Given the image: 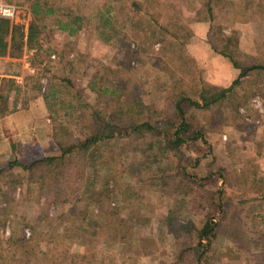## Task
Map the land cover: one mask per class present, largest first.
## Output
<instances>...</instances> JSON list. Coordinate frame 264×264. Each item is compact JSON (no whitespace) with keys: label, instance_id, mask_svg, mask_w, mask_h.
Masks as SVG:
<instances>
[{"label":"rangeland","instance_id":"1","mask_svg":"<svg viewBox=\"0 0 264 264\" xmlns=\"http://www.w3.org/2000/svg\"><path fill=\"white\" fill-rule=\"evenodd\" d=\"M49 1L78 10L86 24L70 37L53 27L54 19L38 22L27 6L16 7L9 22L18 31L12 41L7 38L0 72L9 69V62L26 96L20 97L18 111L0 118V170L13 157L30 165L55 155L52 133L58 125L72 140H81L84 130L94 135L91 109L81 104L103 114L111 102L87 88L91 79L117 84L124 95L137 98L143 119L156 132L99 144L98 158L88 162L107 172L111 168L117 187L104 191L107 172L101 171L96 182L103 192L92 195L91 203L80 196L86 183L81 189L75 179L81 162L68 164L59 197L30 181L21 168L1 173L0 236L32 240L34 252L43 253L47 264L53 257L62 264L72 258L76 264H264V73L249 72L229 86L223 100L206 108L182 102L187 141L166 151L163 161L146 159L161 151L148 148L149 142L175 132L177 96L196 103H202V94L217 98L226 87L212 85L213 71L223 63L240 72L264 64V0ZM105 8L122 30V40H99L97 12ZM209 38L227 56L214 52L220 60L201 58ZM100 77L102 82L96 80ZM67 103L77 109H66ZM198 132L201 139H192ZM111 152L115 160L101 164V155ZM92 175L85 170L83 177ZM127 182L130 197L121 194ZM209 220L218 234L198 260L196 232Z\"/></svg>","mask_w":264,"mask_h":264},{"label":"trees","instance_id":"2","mask_svg":"<svg viewBox=\"0 0 264 264\" xmlns=\"http://www.w3.org/2000/svg\"><path fill=\"white\" fill-rule=\"evenodd\" d=\"M1 1L5 5H11L14 7L27 6L35 21L45 23L48 19H54V22L52 23L53 27H55L59 33H66V35L70 37L77 36L86 24L84 18L78 10L57 6L49 0ZM97 13L96 34H99V40L104 43L122 40L124 34L121 29L116 27L117 22L115 21L114 15L110 9L105 8ZM172 17L175 18L176 16L172 15ZM152 28L155 30L156 26H152ZM160 28L162 29V27ZM87 29L88 26L86 27V30ZM17 31L18 28L16 26H12L9 20L0 18V57L6 55L9 49V42L7 40L8 36L10 41H12L15 38ZM35 32L36 28L34 26V28L30 29L28 38L29 44L34 40ZM208 43L211 46L213 52L227 56L218 51L210 38ZM228 58H230V56H228ZM230 61L232 62L231 58ZM6 64L10 66L9 69L0 72V118L4 117L6 114H12L18 111L17 106L20 102V97L23 95L26 96L24 88L15 79L19 73L11 70L12 65L9 62ZM251 71H261L264 73V64L241 70L238 78L232 82V86L238 83L241 78L245 77ZM102 79L103 78L100 77L96 80L102 82ZM106 84H109V82L106 81L104 84H99L93 79H91V81L87 84V88H89V90L92 88L94 92L98 93L102 97H105L104 99L106 100V103L111 102V107L104 110L103 114L98 112L90 104H81L83 105L82 107L91 109V113L93 114L94 120L96 122V133L94 135H91L86 130H84V137L81 140H72L67 134L65 128L62 125H58L52 133L53 140L57 142V152L55 155L45 156L39 160L33 161L30 163V165H23L13 157L8 162L7 169L0 170V174L6 172L7 170H13L17 167L21 168L24 172H26L30 181H34L39 186L52 190L55 195L59 197L61 193L65 192L64 187L66 183L65 179H63V176H66V178L68 176V164L78 161L81 162V164L77 169L75 179L79 183L81 189L83 188L84 183L87 185L86 193L84 194L82 192L80 196L86 203H91L92 195L103 192L101 186L99 189V184L96 182V180L101 178L100 172L104 170L96 169L94 168V165L88 162L92 158L95 160L98 158V153H101L99 144L103 142L117 141L120 139H129L132 135L138 136L140 139H142L145 137V134H154V132H156L152 125L143 119L144 114L137 98L130 97L129 93L124 95L123 90L117 84ZM230 90L231 87L222 89L217 98H215L213 95L210 97H205L204 94H202V103L193 102L185 95L177 96L175 109L178 116V124L177 126L175 125L176 127L174 126L175 132L170 134L169 138L166 136L162 138H156V141L153 143L149 142L148 148L154 149V147L157 146V148L161 151L157 152L156 154H149L146 159L148 160L150 158H155L152 161L153 163L163 161L167 155L166 151L176 148L187 141L182 137L183 132H185L187 128V123L184 120L185 116L183 107H181L182 102H188L194 107L206 108L209 105L223 100ZM45 91L43 90L42 92L43 98L47 97L45 95ZM51 93L54 95L56 91L52 90ZM25 96L21 101L22 107L20 109H23V105L26 104ZM73 105L75 104L67 103L66 109L71 107L73 111H75L77 107H74ZM89 121L92 122V119ZM201 137V133L198 132L193 134L192 139H201ZM109 144L110 143L107 145ZM12 148L14 149L13 146ZM101 156L105 157V161L101 164H111V162H113L116 157V155L112 152L106 153L105 156L103 153ZM85 170L93 175L91 177L89 176L88 178H84L83 174ZM183 170L184 168H181L180 174L186 178L187 176ZM108 171L109 172L104 171L107 173L104 177L105 182L103 188L106 192H112V190H116L117 187L116 175L111 173V168L109 167ZM34 177L38 178L34 179ZM196 179L197 178L195 177L191 178V181L196 182ZM131 192V184L127 182L125 184V188L121 190V194L123 196L126 195L127 197H130L129 193ZM216 204L218 209H220L219 200ZM113 215L114 214H112V216ZM95 217L100 218L101 213L98 215L96 214ZM95 225L98 226V221L95 222ZM76 232L78 236L83 234L79 230H76ZM84 234H86L85 231ZM217 234L218 227L215 222H212V220L207 221L202 229L196 232L195 251L199 256L198 260L206 257L205 255L210 248L211 240H214ZM92 236H95V234ZM205 240L207 244L203 242ZM85 241L87 242L89 240L85 239ZM34 248L35 245L33 244L32 240L26 241L21 238L17 240L10 238L4 240L0 236V264H47L43 258V253L37 255V253L34 252ZM52 259V264H62L61 260L57 261L59 263H55V258L53 257ZM69 264H76L75 259L72 258Z\"/></svg>","mask_w":264,"mask_h":264},{"label":"crops","instance_id":"3","mask_svg":"<svg viewBox=\"0 0 264 264\" xmlns=\"http://www.w3.org/2000/svg\"><path fill=\"white\" fill-rule=\"evenodd\" d=\"M201 49L204 50L205 54L199 56L201 58H210L213 59L217 57V60L221 59V56L214 54L213 50L210 48V46L206 43L202 45ZM218 71V72H217ZM214 74H217L216 77L213 79L214 82L212 85L214 86H223V87H229L232 85V82L238 78V75L240 74V70L236 69L234 66H232L231 63L226 62L222 64V67L218 70L213 71ZM218 78V79H217ZM216 79V80H215Z\"/></svg>","mask_w":264,"mask_h":264},{"label":"built area","instance_id":"4","mask_svg":"<svg viewBox=\"0 0 264 264\" xmlns=\"http://www.w3.org/2000/svg\"><path fill=\"white\" fill-rule=\"evenodd\" d=\"M15 14L16 7L0 3V18L11 20L15 16Z\"/></svg>","mask_w":264,"mask_h":264}]
</instances>
